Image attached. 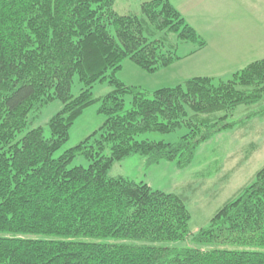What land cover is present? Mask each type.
<instances>
[{
    "label": "trees",
    "instance_id": "1",
    "mask_svg": "<svg viewBox=\"0 0 264 264\" xmlns=\"http://www.w3.org/2000/svg\"><path fill=\"white\" fill-rule=\"evenodd\" d=\"M115 2L0 0V264H264V167L196 234L185 195L108 175L134 155L146 167L191 165L201 143L236 125L238 107L264 105V59L219 82L127 86L116 76L126 60L153 73L182 60L181 44L196 47L190 56L207 43L170 0L128 14ZM102 82L114 89L101 99L105 122L54 158ZM55 100L50 136L29 128L30 114ZM183 128L176 143L137 140ZM80 155L89 166L69 168Z\"/></svg>",
    "mask_w": 264,
    "mask_h": 264
},
{
    "label": "rangeland",
    "instance_id": "2",
    "mask_svg": "<svg viewBox=\"0 0 264 264\" xmlns=\"http://www.w3.org/2000/svg\"><path fill=\"white\" fill-rule=\"evenodd\" d=\"M146 1L149 0H116L114 9L119 14L140 13L141 5ZM228 1L231 2L229 5L233 8L238 7L233 1ZM233 19H226L220 24L218 23L217 27L211 26L213 30L209 33V42H213L214 38L219 36L217 34L228 35L236 34L241 30L249 31L252 29L250 26L252 21L256 22L253 20V15L250 14L248 6L236 10ZM258 25L264 29V15ZM231 39H233L231 46L234 49L244 48L241 42L246 43L245 48L250 45L249 48L253 49L252 59L248 64L264 59V30L259 35L258 33L255 34L253 29V44L249 38L239 39L237 36L226 38L225 41ZM195 49L196 47L191 43L181 44L177 55L182 60L171 67L153 73L141 69L130 60H126L116 76L127 86L153 92L160 88L182 84L193 78L192 76L195 74L220 72L201 69L200 52L189 56V53ZM212 57L211 54L208 59ZM241 69L221 71L216 76L215 82H219L220 79H230L235 72ZM81 88L82 84L79 77L75 76L72 94L78 96ZM113 90L108 82L98 83L93 87L92 94L95 102L75 120L70 128L67 142L54 153V158H59L64 152L76 147L92 133L99 130L106 120L105 115L99 112L101 99ZM131 107L132 96L126 95L125 109L129 110ZM263 108V104L238 107L229 118V122H235L236 125L201 143L196 150L194 161L184 169H179L174 163L168 161L146 167L144 159L134 155L116 162L109 170L108 175L111 178L124 177L137 182H145L155 190L185 195L188 198L187 206L191 214V233L196 234L209 225L215 213L226 202L251 184L257 172L264 167V113H261ZM61 109L62 103L55 100L41 109L40 112L31 113L29 128L43 127L46 136H50L48 122ZM251 112L257 114L249 116ZM186 133L187 130L184 128L169 134L150 132L139 135L137 140L176 143ZM89 164V161L80 155L71 162L69 168L78 166L86 168ZM189 243V241H185L183 245H189Z\"/></svg>",
    "mask_w": 264,
    "mask_h": 264
},
{
    "label": "crops",
    "instance_id": "3",
    "mask_svg": "<svg viewBox=\"0 0 264 264\" xmlns=\"http://www.w3.org/2000/svg\"><path fill=\"white\" fill-rule=\"evenodd\" d=\"M171 3L181 12L186 21L193 26L196 31L207 41L206 47L195 52L201 54V69L209 71H220L195 74L194 76H209L215 77L221 73V71L236 70L247 66L251 61L253 49H250V45L246 47V43H243V47L234 49L231 45L233 39L225 41L226 38L239 39L249 38L253 44V29L254 33L259 35L264 29H262L258 23L263 19L264 15V0H231L237 4V8H233L229 4L228 0H170ZM249 7L250 14L253 15V22L250 24L252 29L249 31H238L236 34H217L213 42H209V33L213 29L211 26L217 27L218 23L224 20H234L233 16L236 10ZM222 35V36H221ZM255 37V35H254ZM238 39V40H239ZM212 49V50H211ZM250 49V50H249ZM212 54V58L208 59V56ZM261 60V59H260ZM216 61V62H215ZM257 61V60H256Z\"/></svg>",
    "mask_w": 264,
    "mask_h": 264
}]
</instances>
